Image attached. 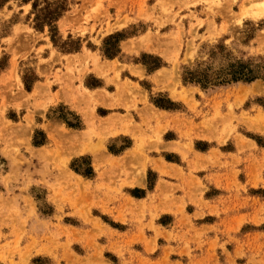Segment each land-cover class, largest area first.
<instances>
[{"label":"rangeland","instance_id":"374dc122","mask_svg":"<svg viewBox=\"0 0 264 264\" xmlns=\"http://www.w3.org/2000/svg\"><path fill=\"white\" fill-rule=\"evenodd\" d=\"M45 1L66 12L37 30ZM234 65L257 79L184 82ZM0 264H264V0L0 6Z\"/></svg>","mask_w":264,"mask_h":264},{"label":"trees","instance_id":"16d2710c","mask_svg":"<svg viewBox=\"0 0 264 264\" xmlns=\"http://www.w3.org/2000/svg\"><path fill=\"white\" fill-rule=\"evenodd\" d=\"M1 1H3L1 3ZM8 0H0V6L4 5ZM26 3L31 2L32 0H22ZM46 2V1H45ZM38 1L33 4V10L37 11L38 8ZM53 7V3L46 2V6L40 11L39 14H36L35 21L36 22V29L42 30V26H49L51 27L54 22L61 18L62 14L65 11L64 7L58 6L56 9ZM52 29V27H51ZM114 38H110L109 40H113ZM114 54L109 55L112 57ZM257 79L250 71L246 70L243 65L232 66L227 70L224 74L219 75L218 78L212 79L207 73H199V72H187L184 77V82L187 84H197L200 85L203 89H208L209 86H222V85H229L232 83H239L245 82L250 83ZM27 89H30L27 86ZM36 146H39L36 144ZM79 172L78 170H75ZM91 172V170H90ZM90 172L88 175H90ZM80 173V172H79Z\"/></svg>","mask_w":264,"mask_h":264},{"label":"crops","instance_id":"0c3cea01","mask_svg":"<svg viewBox=\"0 0 264 264\" xmlns=\"http://www.w3.org/2000/svg\"><path fill=\"white\" fill-rule=\"evenodd\" d=\"M111 62V61H109ZM135 69H142L141 66H137V65H131L129 66V73H131L133 70ZM145 71V70H144ZM112 77V75H111ZM99 79V78H98ZM102 84V86L98 87L97 89H95L93 86V83H87V77L84 78L83 82H82V85L81 83L77 82V84H75V87H82V89H87L89 92H97V91H94V90H100V89H104L105 86H106V82H105V79L104 80H101L99 79ZM77 87V88H78ZM60 92V91H59ZM59 98H55L56 100V103L55 104H60V103H64V104H67L71 107V109L75 110V111H78L77 110V106H76V102L74 101V99L72 98L71 94L69 92H66L65 90L63 92H60L59 93ZM53 96H56V95H53ZM57 101H59L57 103ZM76 106V107H75ZM100 109H95V116H97V118H101V119H107V118H110L111 116H113V114H111L110 112H107L109 110H111L110 108H106V107H99ZM98 111H102L103 114L100 115V113H98ZM161 112H165L167 113V111H161ZM63 126V125H62ZM65 127V125H64ZM169 134V132H166L165 135ZM34 137V136H33ZM126 135H124L123 133H119L115 136H113L112 138L110 139H113V140H117V139H120V138H125ZM48 141H50V138H48ZM32 142H33V139H32ZM167 144H171L173 142H177L175 140H172V141H166ZM40 144H43L40 143ZM39 144V145H40ZM50 144V143H49ZM33 145V144H32ZM127 150V149H126ZM122 154V153H120ZM119 154V156H120ZM202 153H199V155H201ZM96 156V160L97 158H99V156L95 155ZM113 158H117V155H111ZM170 160L171 161H167V159L165 157H161V158H156L157 160L161 159L162 162L160 163L161 165L163 166H168L170 167L172 170H176L177 168H182V164L184 163V157L182 156V154H180L179 152H171L170 155ZM162 181V176L159 174V182L157 183V186H156V190H157V194L159 193L158 191V187L160 186V182ZM143 183V184H142ZM141 184H138V186H135L132 188V193L128 194L127 193V196L129 197V199H131V201H134V202H142V201H145L147 198H149L150 196V192H148L145 196L142 195L141 193H143V191H147V181H143ZM136 195V196H135Z\"/></svg>","mask_w":264,"mask_h":264},{"label":"bare ground","instance_id":"6f19581e","mask_svg":"<svg viewBox=\"0 0 264 264\" xmlns=\"http://www.w3.org/2000/svg\"><path fill=\"white\" fill-rule=\"evenodd\" d=\"M146 38H148V37H146ZM145 39V38H144ZM148 40V39H147ZM146 40V41H147ZM151 40H153V39H151ZM130 43V42H129ZM146 43V42H145ZM134 44V43H133ZM149 45V44H148ZM146 46V45H145ZM139 48V47H138ZM148 48V47H147ZM130 49V48H129ZM76 56V55H75ZM71 58H72V56H71ZM149 59V58H148ZM73 60V59H72ZM96 64H97V61H96ZM99 73V72H98ZM97 73V74H98ZM101 74V73H100ZM102 75V74H101ZM82 78V77H81ZM71 86V85H70ZM127 86V85H126ZM78 87V86H77ZM120 87V86H119ZM124 87V86H123ZM67 88V87H66ZM69 88V89H68ZM67 89L68 90H70L71 91V87H68ZM130 88V87H129ZM134 88V87H133ZM75 89V88H74ZM132 89V88H131ZM84 90V95H85V93H90L87 89H83ZM37 91V90H36ZM35 91V92H36ZM78 91V90H77ZM118 91V90H117ZM23 92V91H22ZM24 93H25V91H24ZM78 93H80V92H78ZM77 93V94H78ZM95 93H99V92H95ZM37 94V93H36ZM40 94H41V92H40ZM108 94V93H107ZM23 95V94H22ZM26 95V94H25ZM44 95V94H43ZM56 95V94H55ZM81 94H78V96H80ZM96 95V94H95ZM104 95H106V93H104ZM77 96V97H78ZM86 96V95H85ZM102 96V95H101ZM50 97V96H49ZM81 97V96H80ZM80 97H78V99L80 98ZM98 97V96H97ZM45 98V97H44ZM86 98H87V96H86ZM103 98V97H102ZM101 98V100L103 101V99ZM108 97H107V95H106V99H107ZM110 98V97H109ZM109 98H108V101H109ZM117 100V99H116ZM53 101V100H52ZM114 101H115V99H114ZM114 101H112V103L114 102ZM58 102V101H57ZM110 102V101H109ZM126 102V101H125ZM108 103V102H107ZM83 104V103H82ZM102 104H106V102L105 103H102ZM125 104V103H124ZM20 105V104H19ZM106 105H108L107 107H109V104H106ZM1 106H3V105H1ZM22 106H24V105H22ZM95 106V105H94ZM104 106V105H103ZM112 106H114V105H112ZM112 106H110V107H112ZM2 108V107H1ZM4 108V107H3ZM95 109H97V108H95ZM94 113H95V111H94ZM95 115V114H94ZM26 117V116H25ZM95 117V116H94ZM112 117V116H111ZM114 117V116H113ZM29 118L30 117H28V120H29ZM32 119V118H31ZM121 119V118H120ZM94 120V119H93ZM102 120V119H101ZM100 120V121H101ZM108 120V119H107ZM106 120V123H108V121ZM31 121V120H30ZM90 121V120H89ZM119 122V121H118ZM32 123V122H31ZM101 125H102V123H101ZM18 126V125H17ZM26 126V125H25ZM64 126V125H63ZM14 127H16V125L14 126ZM13 127V128H14ZM22 128V127H21ZM21 128H19V130L18 131H21V130H23V129H21ZM23 128H24V126H23ZM25 128H27V127H25ZM6 129H7V127H6ZM16 129V128H15ZM21 129V130H20ZM17 130V129H16ZM16 130H14L15 132H16V134H18L17 133V131ZM32 131V130H31ZM31 131H29V132H31ZM48 131V130H47ZM49 131H51L50 129H49ZM48 131V132H49ZM117 131V130H116ZM26 132H28V131H26ZM54 132V131H53ZM59 131H57V133H58ZM50 133V132H49ZM54 133H56V131L54 132ZM30 134V133H29ZM65 134V133H64ZM18 135H20V133L18 134ZM66 136V135H65ZM28 137V136H27ZM54 137V136H53ZM59 137H61V136H59ZM62 137H64V136H62ZM67 138V137H66ZM73 139H74V137H73ZM79 138H77V139H74V140H76V143H77V141H80V140H78ZM81 139V138H80ZM53 140H55V138L53 139ZM61 140V139H60ZM71 140H72V138H71ZM71 140H70V144H71ZM36 142V141H35ZM34 142V143H35ZM59 144V143H58ZM101 146V145H100ZM72 147V146H71ZM91 147V146H90ZM75 148V147H74ZM79 149V148H78ZM100 149V148H99ZM54 152V151H53ZM84 152V151H83ZM77 153V152H76ZM75 155V154H74ZM145 156V155H144ZM145 159V158H144ZM69 174H70V171H69ZM72 175H74L73 173H72ZM76 176V175H75ZM74 177V176H73ZM78 179V178H77ZM76 183V182H75ZM79 183H81V182H79ZM15 210V209H14Z\"/></svg>","mask_w":264,"mask_h":264}]
</instances>
